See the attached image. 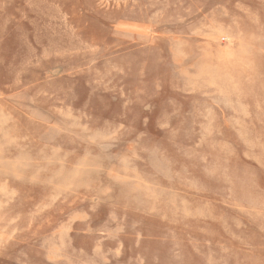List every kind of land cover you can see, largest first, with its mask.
<instances>
[{"label":"rangeland","instance_id":"rangeland-1","mask_svg":"<svg viewBox=\"0 0 264 264\" xmlns=\"http://www.w3.org/2000/svg\"><path fill=\"white\" fill-rule=\"evenodd\" d=\"M0 264H264V0H0Z\"/></svg>","mask_w":264,"mask_h":264}]
</instances>
